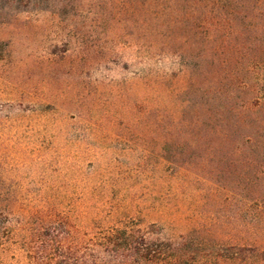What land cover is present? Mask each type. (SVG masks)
I'll list each match as a JSON object with an SVG mask.
<instances>
[{
	"label": "rangeland",
	"instance_id": "rangeland-1",
	"mask_svg": "<svg viewBox=\"0 0 264 264\" xmlns=\"http://www.w3.org/2000/svg\"><path fill=\"white\" fill-rule=\"evenodd\" d=\"M73 10L0 13V264L40 263L46 234L123 264L104 237L125 226L187 244L180 264H264V210L166 131L192 73L176 29L160 51L119 0Z\"/></svg>",
	"mask_w": 264,
	"mask_h": 264
},
{
	"label": "trees",
	"instance_id": "trees-1",
	"mask_svg": "<svg viewBox=\"0 0 264 264\" xmlns=\"http://www.w3.org/2000/svg\"><path fill=\"white\" fill-rule=\"evenodd\" d=\"M84 1L0 0V13L73 12ZM127 13L138 19L148 45L160 51L172 25V39L184 47L181 53L179 46L168 47V53L191 60L182 63L191 76L174 94L184 97L181 110L167 114L165 122L172 143L186 140L199 156L189 164L264 210V0H119V14ZM60 238L46 234L36 264H88L72 237ZM115 241L123 264H180L187 248L147 239L131 226L104 237L111 247Z\"/></svg>",
	"mask_w": 264,
	"mask_h": 264
}]
</instances>
